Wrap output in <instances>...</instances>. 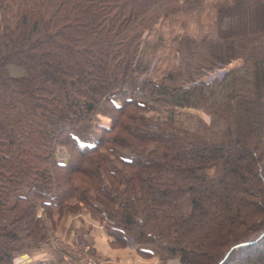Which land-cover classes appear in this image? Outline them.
<instances>
[{
  "label": "trees",
  "instance_id": "16d2710c",
  "mask_svg": "<svg viewBox=\"0 0 264 264\" xmlns=\"http://www.w3.org/2000/svg\"><path fill=\"white\" fill-rule=\"evenodd\" d=\"M200 5L0 0V264L49 245L82 202L113 246L131 235L180 264H264V0L209 18ZM174 18L175 62L155 74L150 35ZM100 114L109 125L81 143Z\"/></svg>",
  "mask_w": 264,
  "mask_h": 264
},
{
  "label": "crops",
  "instance_id": "0c3cea01",
  "mask_svg": "<svg viewBox=\"0 0 264 264\" xmlns=\"http://www.w3.org/2000/svg\"><path fill=\"white\" fill-rule=\"evenodd\" d=\"M239 63L240 61L236 60L231 63V65H237ZM109 123L110 121L107 117L98 122L100 125H109ZM79 130L86 131L87 128L82 125ZM100 133L96 135L90 132L80 136L78 132H76L75 135L81 143L93 145L97 142ZM123 151H126L124 155L122 154ZM118 152L122 157L128 158V150H119ZM81 204L83 208L81 211H64L53 232L52 240L49 245L28 250L16 256L15 262L17 264H69L70 258L74 257L75 253L65 246L64 239L70 227H73L75 230H72L73 232L70 233V235L75 234L88 241L90 250L87 253L98 254L104 259L108 258L105 259L104 262H101V264H179L177 260L169 261L167 257L159 251L147 257L145 255L142 256L136 249L134 250L128 246L112 248L110 246V240L112 238L107 233L103 216L83 202ZM57 242H60L63 248H56L55 244Z\"/></svg>",
  "mask_w": 264,
  "mask_h": 264
},
{
  "label": "rangeland",
  "instance_id": "374dc122",
  "mask_svg": "<svg viewBox=\"0 0 264 264\" xmlns=\"http://www.w3.org/2000/svg\"><path fill=\"white\" fill-rule=\"evenodd\" d=\"M179 1L183 2L184 0H179ZM200 2H201V5H200L199 9L201 11L202 17H208L209 18V17H212V15L214 13L215 6L217 4L225 3V2H227V0H200ZM194 13H196V12H194ZM195 17H197V16H195ZM171 20H167V21H165V23L157 25L156 32H154L150 35L151 40H153V41L160 40V43H161L159 48L156 50L157 62L155 64V66H156L155 71H154L155 74H162V73L166 72V70H168V68L172 67L173 63L175 62V58H176L175 57V55H176L175 54V47H176L175 46L176 45L175 34H179L180 32L183 31V29L180 25L181 24L180 21H177L175 18L171 19ZM195 22L196 21H194L193 17L189 18L188 25H187L188 30L194 29ZM189 111H191V110H189ZM192 112L198 114V116H200L206 123H208L210 121V116L208 114H206L202 111H195V110H193ZM99 116H100V120L105 119V117L103 115L100 114ZM82 125H83V127L87 128L86 131L85 130H82V131L79 130V129H81ZM100 128H101L100 124H98L96 126L89 127V125L87 123H82L76 128L74 133L78 132V134L80 136H83L84 134H88L90 132L92 134L97 135L98 133L101 132ZM124 153H126V151H123L122 154L124 155ZM58 155L60 157H63V156H67V153L66 152H59ZM109 158H112V156H109ZM181 208L184 211L189 210V205H188L186 200L182 203ZM81 210H83V208L80 209L79 211H81ZM54 230H53V232H54ZM72 230H75V228L70 227V230L68 231V234L64 239L65 246L68 247L71 251H73L75 253V256L71 257L70 260L78 259V260L82 261V258L91 257V258H95V259L98 258L97 260H99L100 262H104L105 259H108V258L104 259L100 255L95 254V253H87L90 250L89 249V243L85 238H82L80 236H78V239L85 242L88 245V248L86 250H78V253H77L76 250L73 248V246L70 245V243H69L71 240L70 239L71 238L70 233L73 232ZM129 235L130 234H128V236ZM52 236H53V233H52ZM129 238H130V241H128V244H126L125 246L131 247L134 250L136 249L139 252L138 249H139V247H142V246H138L136 243H134L133 239H131L132 238L131 235ZM110 246L112 248L125 247V246H113L111 244H110ZM55 247L56 248H63V245L60 242H57L55 244ZM144 249L148 250L150 252V255H145L147 257L153 255L156 251H158L155 248L144 247ZM23 253H25V252H23ZM23 253H20V254H23ZM139 253L142 256L144 255L141 252H139ZM20 254H18V255H20ZM167 259L169 261L177 260V262H179L178 258H174V259L167 258ZM107 261H110V260H107ZM179 264H180V262H179Z\"/></svg>",
  "mask_w": 264,
  "mask_h": 264
},
{
  "label": "built area",
  "instance_id": "2783aa9c",
  "mask_svg": "<svg viewBox=\"0 0 264 264\" xmlns=\"http://www.w3.org/2000/svg\"><path fill=\"white\" fill-rule=\"evenodd\" d=\"M228 70V66H222V67H218L215 70L209 72L206 76H205V80L207 81H212L216 78H222L226 71ZM70 245L73 246V248L76 250V252L78 253V250H86L88 248V245L79 240L78 236L75 234L71 235L70 238ZM69 264H101V262L95 258H91V257H86V258H82V261L78 260V259H72L69 261Z\"/></svg>",
  "mask_w": 264,
  "mask_h": 264
},
{
  "label": "bare ground",
  "instance_id": "6f19581e",
  "mask_svg": "<svg viewBox=\"0 0 264 264\" xmlns=\"http://www.w3.org/2000/svg\"><path fill=\"white\" fill-rule=\"evenodd\" d=\"M195 114V113H194ZM96 257V256H95ZM97 258V257H96ZM98 259V258H97Z\"/></svg>",
  "mask_w": 264,
  "mask_h": 264
}]
</instances>
